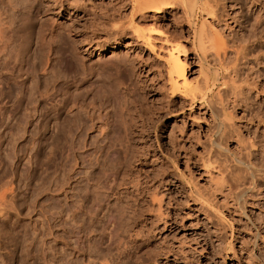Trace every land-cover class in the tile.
Here are the masks:
<instances>
[{"label":"rangeland","instance_id":"374dc122","mask_svg":"<svg viewBox=\"0 0 264 264\" xmlns=\"http://www.w3.org/2000/svg\"><path fill=\"white\" fill-rule=\"evenodd\" d=\"M170 1L174 2L160 0L165 3L159 2L162 6L159 12H155L152 7L133 11L136 0H0V25H3L0 27L3 28L0 78L5 82H0V180L11 179L16 188L12 186L15 196H9L14 202L9 198L11 205L0 211V264H49L59 259L58 254L62 258L59 260L61 264H74L77 256L84 259V264H101L92 247L100 245L101 250L114 240V235L107 236V229L118 228L120 215L131 222L127 224L125 245L122 243L119 249L114 248L111 256H130L132 264H264V175L259 177L264 173V63L253 62L255 68H260L257 69L259 74L253 68V75H250L258 83L259 86L255 84L257 88L248 75L249 67L241 65L244 68L239 71L244 73L239 83L244 86L248 82L245 88L248 86L250 92L247 90L237 104L236 101L231 104L232 100L226 103L231 106L225 104V110L235 108L232 113L229 109L227 112L231 113L235 126L240 128L231 130L232 127H226L232 134L226 135L229 139H224L223 146L227 150L222 149L221 153L216 148L209 155L211 157L218 149L219 153L214 156L222 157V160L211 157L213 163L219 162V166L214 164L217 168L210 163L213 170L212 165L207 168L202 161L205 160L204 153H208L204 150V143L207 142L210 148L209 138L211 141V137H215L213 131L217 118H212L207 103H195L190 107L184 103V96L179 91H171L167 47L162 41L163 37L169 36L170 41L175 39L184 43L186 52L181 53V59H186L188 79L195 81L197 78L198 81L200 68L204 65L203 68L207 69L209 62H212L208 67L213 74H225L227 68L236 63L230 54L231 46H228L229 26L236 24L230 16H238L239 23L250 27L249 21H254L250 8L255 9L252 5L257 2L234 0L235 7L232 8L233 0H209L210 3L201 0L206 3L201 5L207 7L203 12L200 0L193 11L186 0ZM257 1L263 5L262 0ZM248 4L252 5L247 7ZM206 10L214 12L213 16ZM190 13L195 15L190 16ZM219 17L222 21H218ZM206 18L216 28L222 27L219 30L222 34L218 36L223 38L219 41L224 40V44H217L215 35L210 38L212 26L203 23ZM132 25L151 34L153 47L146 46L137 37ZM197 34L202 38L198 36L197 39ZM113 44L116 47L110 48ZM256 46L255 51H264V42ZM103 47L107 50L101 51ZM229 54L233 56L230 57L232 60ZM217 55L218 59L226 61L227 56L231 60L227 59V63H232L233 59L235 63L225 65L221 59L227 67L224 70L222 62H213ZM220 85L216 88L219 89ZM22 94L24 98L20 99ZM234 128L237 132L241 129V137L245 135L249 139L251 133V140L247 141H252L253 145L246 143L247 146L250 144L251 147L246 146L249 149L243 151L246 147L243 142L241 145L237 142ZM239 151L244 158L243 152L248 151L249 157L254 153L256 157H250L254 162L252 165L263 170L257 175L255 187L244 195L246 200L236 197L235 183L234 186L229 184L235 190L234 195L230 194L234 198L228 196L230 199H225V177L229 175L225 170V181L220 179L223 192L218 190L217 198L219 201L223 199L221 203L227 200L228 206H222L218 201L222 207L215 205L211 210V206L202 205L190 197L191 185L187 179L196 178L195 182L212 187L213 181L216 183L217 180L215 177L218 176V180L221 177L218 172L222 168L229 167V163L237 164L233 159L237 161ZM115 166L122 167L123 171L116 174L113 171ZM211 169L216 174L212 183L210 178L214 173L211 174ZM230 177L232 182L235 181ZM205 186L201 185L202 188ZM235 197L240 200L235 201ZM242 201L245 210L235 206ZM109 205L115 209H110ZM205 205L209 208L206 209ZM110 211L117 218L106 224L107 234L100 227L99 233L85 235L83 256L71 250L78 249L67 224L71 215L104 217ZM219 215L226 218L221 221L223 225L218 223ZM220 227L225 229V235ZM220 232L225 237L220 236ZM87 237L92 239L88 240L89 244ZM43 252H47L49 263L45 262ZM70 258L72 261H67Z\"/></svg>","mask_w":264,"mask_h":264},{"label":"bare ground","instance_id":"6f19581e","mask_svg":"<svg viewBox=\"0 0 264 264\" xmlns=\"http://www.w3.org/2000/svg\"><path fill=\"white\" fill-rule=\"evenodd\" d=\"M161 1H163V0H161ZM165 1V0H164ZM176 1V0H175ZM184 1V0H183ZM201 1V0H200ZM204 1H206V0H203V2ZM209 1V0H208ZM207 1V2H208ZM218 1V0H217ZM257 2V4L255 5H252V4H250V5H252L253 7H255V9H253L252 7L250 8V13L252 14L251 16H252V18L254 19V21H249L250 23H251V25L249 24V26L250 27H246V26H244V25H246L245 23H239L238 21V16H233V14H232V16H230L231 18H233V22H235L236 24L233 26V25H230L229 26V28L231 27V29H232V31H231V29H230V32H229V36H230V45H228L229 47L231 46V53L230 54H233V58L235 59V62H234V59H233V62L235 63H229V64H231V65H233V66H231V67H229V68H227V67H225V65H228V63L226 62L227 61V59H229L231 56H230V54H229V58L227 57V56H225L227 59H226V61L224 60V58L222 59V58H220V59H218L217 57L219 56V55H217V56H215L214 58H216L215 60H220V61H216L215 62V60H214V58L213 57H211L210 59H213L212 61L214 62V63H218V62H224V63H226L225 65H224V63L222 64V65H220V66H222V67H224V70H227L226 71V73L225 74H221L222 76H220V77H218L219 75H215V74H213L212 72H211V70L209 69V65H212L211 63L212 62H207L209 65H205L206 67H207V69H205V68H203L204 67V65H202V67L200 68V73L199 74H197V75H200V78H199V76H198V81L195 79V81L193 80H190V79H188V77H187V73H186V59L185 60H183V58L181 59V53H185L186 52V47H185V45H184V43H182V42H180L179 40L178 41H175V39L174 40H172V41H170V39H169V36L168 37H163V39H162V41H163V44H166L165 46L167 47L166 49H167V56H166V63H167V71H168V75H169V80H170V82H171V91L173 92H177V91H179V94H182L183 96H184V103L186 102V103H188V105L190 106V107H193L194 106V104L195 103H201L200 105H202L203 103L205 104V103H207V105H208V108H209V110L211 111V116H213L212 118L214 119V117L215 118H217V121L215 122V123H213V124H215L216 126H215V130H214V127H212L213 128V132H214V136L217 138V139H215V137H214V139H212V134H211V141H210V136L208 137L209 138V142H210V148H209V144H207V142L206 143H204L205 144V146H204V150L205 151H207L208 153H206L205 151V153L204 154H206V155H208V156H206L205 155V157H203L205 160V162L204 161H202L204 164H203V166H206L207 168H210V166L212 165H210V163H213V162H215L214 161V159H212L213 157L214 158H217V157H219V156H217V157H215L216 155L215 154H217V153H219L218 152V149L221 151L222 149L224 150V152H225V150H227V148L225 147V146H223V143H224V139L226 140V135H229V133L231 132L228 128L229 127H232L231 128V130L233 129V127H236V129L238 130V127L240 128V126H235L236 124H235V122H233V117L231 118V113H232V111H233V109L235 110V108H233V106L235 105V104H233L232 105V110L231 109H229L230 111H231V113H228L227 112V110L228 109H226L225 110V104L228 102V101H230V100H232V101H230L231 102V104L232 103H235V101H236V104H237V101L238 100H240V98L242 99L243 98V95H245L244 93H248V92H246L247 90H249V87L247 86V89L245 88V86L246 85H248V82H247V84L245 85L244 84V86L243 85H241L239 82H240V80L242 79V74L244 73V72H242V74L240 73V71L239 70H242L244 67H249V70L248 71H250V74H248L249 75V77H250V75L253 73V68H255V65H253V62L254 61H256V64H258V63H264V54L262 53V52H264L263 51V49L261 50V49H259V50H254L255 49V46L256 45H260V43L262 44L263 42H264V26H262V22L264 23V21H263V19H264V10H263V5H264V2H263V0H262V2L261 3H263V5H261L260 4V2H258L257 0H252V2H251V0H250V3H254V2ZM159 2H160V0H159ZM159 2L157 1V0H136V2L134 3V5L132 6V10L133 11H136V10H143V9H145V8H147V7H152L151 9H153L155 12H159L160 11V5L161 4H163V3H165V2H160L161 4L159 5ZM166 2H169V3H172V2H174V1H167L166 0ZM178 2V1H177ZM189 3V6H190V9L193 11V10H195L194 9V6H196L197 5V7H198V2H199V0H186V3ZM238 2V1H237ZM180 3V2H179ZM183 3V2H182ZM201 3H202V1L200 2V6H202L203 8H204V11L203 12H205V9L207 8V7H204L203 5L204 4H206V3H202L203 5H201ZM209 3H210V1H209ZM167 4V3H166ZM229 4V3H228ZM232 4V5H231ZM230 5L232 6V8H233V6L235 7V4H234V0H233V2L231 3ZM159 5V6H158ZM176 5V4H175ZM181 5V4H180ZM239 5V4H238ZM249 5V4H248ZM250 5L249 6H247V7H250ZM162 6V5H161ZM172 6V5H171ZM231 6H229V8L231 7ZM188 7V6H187ZM201 7V8H202ZM211 8H212V5H211ZM225 9V8H224ZM240 9V8H239ZM38 10V9H37ZM188 10H189V7H188ZM190 10V11H191ZM203 10V9H202ZM235 9H233V13L235 12L234 11ZM236 10H238V9H236ZM207 12H211V10L210 11H208V10H206ZM212 11H213V9H212ZM224 11V10H223ZM195 12V11H194ZM232 12V11H231ZM238 12H240V11H238ZM214 12H211V14L210 13H207L208 15H210V16H213L212 14H213ZM224 13V12H223ZM241 13V12H240ZM249 13V12H248ZM187 14V13H186ZM191 14H194L195 15V13H190V16H191ZM226 14H228L227 13V11H226ZM225 14V15H226ZM230 15V14H229ZM250 15V14H249ZM193 16V15H192ZM223 16V18L225 17L224 16V14L222 15ZM221 16V17H222ZM196 17V16H195ZM218 18V17H217ZM217 18H216V21H217ZM220 18V17H219ZM242 17H240V19H241ZM245 18V17H244ZM226 19V18H225ZM248 19V18H247ZM219 20H221L222 21V18H220V19H218V21ZM195 21V20H194ZM204 22L203 23H208V21H207V18L205 19V20H203ZM220 21V22H221ZM225 22H226V20H224ZM242 21H243V19H242ZM212 22V21H211ZM215 22V21H214ZM225 22H223V23H225ZM247 22V21H246ZM254 22V24H252ZM191 23V22H190ZM203 23H202V28L203 27H205V26H203ZM209 24V23H208ZM233 24V23H232ZM241 24V25H240ZM210 26H212L211 28H212V35H211V37L210 38H212V36H214L215 35V37H217L218 38V41H217V44L219 43V42H221V40L223 39V38H221V40L219 41V36L218 35H220V34H222V33H220L219 34V30L222 28H216L215 26H213V24L212 23H210L209 24ZM217 25V24H216ZM221 26H222V24H220ZM229 25V24H228ZM264 25V24H263ZM218 26V25H217ZM225 26H226V24H225ZM225 26H223V29L225 28ZM238 26V27H237ZM0 27H3V25L1 26L0 25ZM208 27V26H207ZM237 27V28H236ZM131 28H133V30H134V33H136V35H137V37L138 38H140V40H142L143 41V43L146 45V46H150V47H153L152 46V37L150 36L151 34H149V32H148V34L147 33H145L141 28H139L138 26L136 27L135 25H132L131 26ZM228 28V29H229ZM7 29V28H6ZM227 29V30H228ZM1 30V29H0ZM2 30H3V28H2ZM2 30L0 31L1 33V35H0V39H1V37H3L2 36ZM8 30V29H7ZM205 31H208V30H205ZM221 31V30H220ZM203 32V31H202ZM210 32V31H209ZM217 32V33H216ZM198 33V32H197ZM208 33V32H207ZM205 33H203V35H204ZM223 34H225V33H223ZM195 35V34H194ZM201 34H197V39H198V36L200 37V38H202L201 36H200ZM209 35V34H208ZM173 36V35H172ZM176 36V35H175ZM206 36V35H205ZM204 36V37H205ZM228 36V37H229ZM7 38V37H6ZM206 38H208V37H206ZM210 38H208V39H210ZM177 39V38H176ZM213 39H214V37H213ZM2 40V39H1ZM200 40V39H199ZM211 41H212V39H210ZM5 41H6V39H5ZM174 41V42H173ZM198 41V40H197ZM208 41V40H207ZM229 41V40H228ZM202 42V41H201ZM223 42H224V40H223ZM223 42H221V44H224ZM198 43V42H197ZM227 43V42H226ZM4 44H5V42H4ZM227 44H229V43H227ZM203 45V44H202ZM201 45V46H202ZM211 45V44H210ZM200 46V45H199ZM225 46V45H224ZM262 47H263V45H261ZM116 47V44H113V45H111L110 46V48H115ZM5 48V47H4ZM210 48V47H209ZM225 48V47H224ZM256 48H257V46H256ZM259 48V47H258ZM257 48V49H258ZM107 50V48H105V47H103V48H101V51H106ZM225 50V49H224ZM230 51V50H229ZM213 53H215V52H213ZM224 53V52H223ZM217 54H219L218 52H217ZM214 55V54H213ZM228 55V54H227ZM224 55H222V57H223ZM203 58H204V56H203ZM206 59V58H205ZM209 59V58H208ZM209 59V60H210ZM221 59H222V61H221ZM231 59V58H230ZM229 59V60H230ZM244 60V62H243V60ZM7 60V59H6ZM207 60V59H206ZM232 60V59H231ZM231 60H230V62H231ZM241 60V61H240ZM237 62L239 63V67L237 66ZM9 63V62H8ZM206 63V64H207ZM5 64V63H4ZM7 64V63H6ZM201 64V63H200ZM203 64V63H202ZM221 64V63H220ZM242 64H244L243 66L244 67H242L241 65ZM245 64L247 65V66H245ZM214 65H216V64H214ZM263 65V64H262ZM217 66V65H216ZM215 66V67H216ZM240 66L242 67V68H240ZM218 67V66H217ZM6 68V67H5ZM22 68V67H21ZM211 68V67H210ZM212 68H214V67H212ZM211 68V69H212ZM227 68V69H226ZM240 68V69H239ZM13 69V68H12ZM215 69V68H214ZM256 70L255 71H258L260 68H255ZM258 69V70H257ZM1 70V69H0ZM4 70V69H3ZM10 70V69H9ZM213 71H216V69L215 70H213ZM219 71V70H218ZM14 72H16V71H14ZM4 73V72H3ZM2 74V73H1ZM19 74V73H18ZM218 74V73H217ZM247 74V72L245 73V75ZM254 74H256L255 72H254ZM258 74H259V71H258ZM9 75V74H8ZM7 75V76H8ZM16 75V74H15ZM245 75H243V76H245ZM253 75V74H252ZM262 75H264V74H262ZM257 76V75H256ZM260 76V75H259ZM1 77V76H0ZM8 78V77H7ZM6 78V79H7ZM251 78V80H252V77H250ZM1 79H3V78H0V80ZM20 79V78H19ZM253 79H255V80H257V78L256 77H254ZM259 79V78H258ZM5 80V79H4ZM244 80V79H243ZM246 80V79H245ZM247 80H248V78H247ZM12 81V80H11ZM242 81V80H241ZM253 81V80H252ZM252 81H251V83H252ZM0 82H4L3 80H1ZM6 82H8V81H6ZM254 82V81H253ZM5 83V82H4ZM16 83V82H15ZM20 83V82H19ZM249 83H250V80H249ZM7 84V83H6ZM218 84H221L220 86V88L218 89V88H216V87H218ZM243 84V83H242ZM255 84H257L258 85V83H255L254 82V85ZM264 84V83H263ZM1 85V84H0ZM250 85V84H249ZM251 85H253V84H251ZM259 86V85H258ZM8 87V86H7ZM254 87V86H253ZM252 87V88H253ZM255 87H256V85H255ZM262 87V86H261ZM260 87V88H261ZM15 88V87H14ZM215 88L217 89V91H214L215 90ZM257 88V87H256ZM259 88V87H258ZM246 89V90H245ZM250 89H251V86H250ZM263 89V88H262ZM262 89H258L259 91H262ZM245 90V91H244ZM257 90V91H258ZM264 90V89H263ZM22 91V90H21ZM256 91V90H255ZM258 91V92H259ZM3 92V91H2ZM249 92H250V90H249ZM5 93V92H4ZM257 93V92H256ZM173 94V93H172ZM254 94H255V92H254ZM253 94V95H254ZM25 95H26V93H25ZM248 95V94H247ZM259 95V94H258ZM257 95V96H258ZM6 96V95H5ZM49 96V95H48ZM47 96V97H48ZM11 97V96H10ZM21 98L20 99H22V98H24V94H22V96H20ZM27 97V96H26ZM31 97V96H30ZM247 98H249V96H247ZM19 99V100H20ZM28 99H30L29 97H28ZM34 99V98H33ZM261 99H262V96H261ZM182 100V99H181ZM251 100H252V97H251ZM263 100V99H262ZM261 100V103L263 102ZM243 101V100H242ZM247 101V100H246ZM257 101V100H256ZM239 102V101H238ZM258 102H260V101H258ZM30 103V102H29ZM33 103V102H32ZM257 103V102H256ZM231 104L229 105V106H231ZM239 104V103H238ZM263 104V103H262ZM197 105H199V104H197ZM227 105V104H226ZM227 105V106H228ZM247 105V104H246ZM205 106V105H204ZM260 106V105H259ZM207 107V106H206ZM236 107V106H235ZM248 107V106H247ZM250 107V106H249ZM227 108V107H226ZM206 109V108H205ZM254 110V109H253ZM263 110V109H262ZM229 111V112H230ZM243 112V111H242ZM234 113V115L236 114L235 113V111L233 112ZM3 114V113H2ZM45 114V113H44ZM243 114H244V112H243ZM80 116V115H79ZM220 117V119H218ZM236 117V116H235ZM234 117V118H235ZM1 118V117H0ZM79 118V117H78ZM238 118V117H237ZM247 118V117H246ZM257 118V117H256ZM75 119V118H74ZM80 119V118H79ZM240 119H241V117H240ZM5 120V119H4ZM216 120V119H215ZM214 120V121H215ZM236 120V119H235ZM264 120V119H263ZM71 122V121H70ZM240 123V122H239ZM238 123V124H239ZM11 124V123H10ZM250 125V124H249ZM248 125V126H249ZM214 126V125H213ZM242 126H244V125H242ZM226 127H228L227 129H226ZM264 127V126H263ZM71 128V127H70ZM76 128V127H75ZM126 128V127H125ZM256 128V127H255ZM248 129V128H247ZM252 129V128H251ZM241 129H239V131H240ZM255 130V129H254ZM127 131V130H126ZM133 131V130H132ZM234 131H235V128H234ZM233 131V132H234ZM239 131L237 132V131H235V134H237V138L238 139H236L237 140V142L238 143H240L239 145H241V143L243 142V147L245 146H247V137L244 135V137H246V140H244L245 138L244 137H241V135L239 134ZM253 131V130H252ZM212 132V133H213ZM237 132V133H236ZM246 132V131H245ZM254 132V131H253ZM256 132V131H255ZM254 132V133H255ZM263 132V131H262ZM240 133H242V132H240ZM231 134V133H230ZM253 134V133H252ZM257 134V133H256ZM255 134V135H256ZM259 134V133H258ZM61 135V134H60ZM232 135V134H231ZM242 135H243V133H242ZM254 135V136H255ZM105 136V135H104ZM233 136H234V133H233ZM250 136H251V133H250ZM250 136H249V139L248 140H251L250 139ZM232 137V136H231ZM253 137V136H252ZM257 137V136H256ZM255 137V138H256ZM259 137H261V136H259ZM244 138V139H243ZM254 138V139H255ZM264 138V137H263ZM262 138V139H263ZM205 139V138H204ZM227 139H229V136H228V138ZM231 139V138H230ZM233 139H234V137H233ZM128 140V139H127ZM200 140V139H199ZM235 140V139H234ZM239 140V141H238ZM257 140V139H256ZM264 140V139H263ZM102 141V140H101ZM100 141V142H101ZM254 141V140H253ZM258 141H259V138H258ZM202 142H203V140H202ZM201 142V143H202ZM250 142V144L252 143V141H249ZM248 142V143H249ZM255 142H257V141H255ZM227 143V142H226ZM237 143V144H238ZM246 145H245V144ZM258 143H260V141L258 142ZM203 144V143H202ZM203 144V145H204ZM250 144H249V146H250ZM256 144V143H255ZM264 144V143H263ZM202 145V146H203ZM206 145L208 146V148L206 147ZM226 145V144H225ZM228 145V144H227ZM226 145V146H227ZM252 145H253V143H252ZM249 146H247V147H249ZM125 147V146H124ZM128 147V146H127ZM206 147V148H205ZM240 147V149H241V147L242 146H239ZM243 148V151H244V149H249V148ZM251 147V146H250ZM253 147H255V146H253ZM143 148V147H142ZM216 148H218L216 151H217V153H215L214 155H212L211 157L209 156L210 155V153H212V151H214ZM238 148V147H237ZM107 149V148H106ZM208 149V150H207ZM229 149V148H228ZM239 149V150H240ZM253 149V148H252ZM127 150V149H126ZM245 150V151H246ZM231 151V150H230ZM237 151V150H236ZM242 151V152H243ZM253 151V150H252ZM255 151V150H254ZM258 150H256V152H257ZM260 151V150H259ZM258 151V152H259ZM139 152V151H138ZM223 151H221V153H222ZM250 152V151H249ZM255 152V153H256ZM232 153V152H231ZM240 151H239V153H237L238 155H240ZM246 153V154H245ZM243 152V156H246V158H244V157H242L241 155H242V153H241V155L239 156V158H237V161H236V159H233V162L235 161V163H237V164H235V166H233L234 165V163H229V164H227V165H229V167H227V165H226V167H225V165H223L226 169H223V172H222V169H221V167H220V169H221V171H220V169L218 168V170L220 171V172H218V173H220V178H219V180H218V176H216V174L212 171V169L214 170V166H216V165H214V164H219V162H217L218 160H216V162L217 163H213V167H212V169H211V171H212V173L211 172H209L210 171V169H208L209 171H208V174H213L214 173V175H213V177L212 178H210V182L212 183V180H215V178H217V180H216V183H214V181H213V183L212 184H214V185H212V187H213V189H210V188H212V187H210V186H208V184L206 185V186H208V187H210L209 188V190H208V188L205 186V185H203V183H198V182H195V179L193 180V178L192 179H187V183L188 184H190L191 185V192H192V196H190L191 198H193L195 201H199V202H201L202 203V205H204V204H206V205H208L209 207L211 206L212 208H211V210L213 209L214 210V206L216 205H219V202L221 203V201L223 200V199H221L220 201L218 200V198H217V191L219 190L220 191V193L221 192H223L222 191V188L224 187L223 185H221V183L222 182H220L221 180L223 181H225V179H226V181H225V184L227 183L228 184V186L226 187V185H225V189H226V192H223L224 194H226L225 195V197H223V198H225V199H227V197L229 196L230 198L231 197H233L234 198V188H236L237 189V191H236V197H238V198H243L244 197V195H246L247 193H249L250 192V190L253 188V187H255V185H256V178H258V176L257 175H259L262 171H260L259 169H256L253 165H252V163H254V162H252L251 161V156L252 155H254V153H250L251 154V156L249 157V153H248V151L247 152ZM203 154V155H204ZM226 154H228V152L226 153ZM226 154H224V155H226ZM233 154V153H232ZM248 154V155H247ZM104 155V154H103ZM125 155V154H124ZM136 155V154H135ZM134 155V156H135ZM223 155V156H224ZM230 156V155H229ZM255 156V155H254ZM98 157V156H97ZM133 157V156H132ZM144 157V156H143ZM211 159H210V158ZM225 157V156H224ZM223 157V158H224ZM233 157V156H232ZM250 158V160H249V158ZM256 157V156H255ZM255 157H253V158H255ZM108 158V157H107ZM203 158H202V160H203ZM219 158H221V160H222V157H219ZM225 158H228V156L227 157H225ZM230 158H231V156H230ZM235 158V157H234ZM253 158H252V160H253ZM218 159V158H217ZM246 159L249 161V162H247L246 161ZM19 160V159H18ZM108 160V159H107ZM210 160H212V161H210ZM220 160V161H221ZM231 160V159H230ZM229 160V161H230ZM125 161V160H124ZM127 161V160H126ZM226 161H228L227 159H226ZM86 162V161H85ZM138 162V161H137ZM225 162V161H224ZM106 163V162H105ZM127 163V162H126ZM222 164V163H221ZM74 165H76V164H74ZM105 165V164H104ZM123 165V164H122ZM128 165H130V164H128ZM233 167H232V166ZM4 166V165H3ZM121 166V165H120ZM219 166V165H218ZM218 166H216V168L218 167ZM5 167V166H4ZM3 167V168H4ZM75 167V166H74ZM87 167V166H86ZM115 167H116V169H115ZM114 167V172H116V174H118V173H120V171L122 172L123 171V168L122 167H119V166H115ZM129 167V166H128ZM205 167V168H206ZM2 168V169H3ZM10 168V167H9ZM207 168H206V170H207ZM215 168V169H216ZM264 168V167H263ZM75 169H78V168H75ZM122 169V170H121ZM261 169V168H260ZM5 170V169H4ZM107 170V169H106ZM224 170L225 171H228L229 172V175L230 176H232V178L235 180V181H233L232 182V180L231 179H229V178H231L228 174V176H229V178H228V176H224L223 174H225V172H224ZM2 172H3V170H1ZM6 171V170H5ZM130 171V170H129ZM7 172V171H6ZM111 172H112V170H111ZM114 172H113V174H114ZM126 172V171H125ZM207 172V171H206ZM227 172V173H228ZM4 173V172H3ZM76 173H77V171H76ZM105 173H106V171H105ZM2 174V173H1ZM9 174V173H8ZM15 174V173H14ZM116 174H114V175H116ZM5 175H6V173H5ZM4 175V176H5ZM10 175V174H9ZM32 175V174H31ZM93 175V174H92ZM123 175V174H122ZM219 175V174H218ZM223 175V176H222ZM226 175V174H225ZM262 175H264V173H261V175H259V177L261 176V178H262ZM1 176V175H0ZM7 176V175H6ZM101 176V175H100ZM214 176H216L215 178H214ZM8 177V176H7ZM15 177V176H14ZM104 177V176H103ZM102 177V178H103ZM118 176H116V178H117ZM209 177H211V176H209ZM224 177H225V179H224ZM1 178H2V176H1ZM13 178V177H12ZM96 178V177H95ZM191 178V177H190ZM15 179V178H14ZM221 179V180H220ZM228 179V180H227ZM264 179V178H263ZM98 180H100V179H98ZM122 180V179H121ZM134 180V179H133ZM197 180V179H196ZM229 180H231V182H228ZM258 180V179H257ZM101 181H102V179H101ZM125 181V180H124ZM259 181V180H258ZM257 181V182H258ZM15 182V181H14ZM120 182H122V181H120ZM127 182V181H126ZM129 182V181H128ZM142 182V181H141ZM209 182V181H208ZM209 182V184H211ZM12 180L11 179H5L4 181L2 180H0V211H2V210H5V208L8 206V205H11V204H9V198H11L13 195H14V189L12 188V186H14L15 184H13L12 185ZM186 183V184H187ZM233 183H235L236 184V186L237 187H235L234 186V184ZM261 183V182H260ZM264 183V182H263ZM118 184V183H117ZM131 184V183H130ZM202 185V187L203 186H205L206 187V189L204 190V188H202L201 187V185ZM223 184V183H222ZM229 184H232L233 186H234V188H233V186H231L230 187V185ZM101 185V184H100ZM132 185V184H131ZM138 185V184H137ZM258 185V184H257ZM260 185V184H259ZM258 185V186H259ZM98 186V185H97ZM134 186H136V185H134ZM220 186H222L221 188H220ZM258 186H257V188H258ZM118 187V186H117ZM145 187V186H144ZM261 187V186H260ZM14 188H15V186H14ZM190 188V187H189ZM256 188V189H257ZM262 188H264V187H262ZM13 189V190H12ZM16 189V188H15ZM98 189V188H97ZM100 189V188H99ZM98 189V190H99ZM114 189V188H113ZM156 189V188H155ZM258 190V189H257ZM256 190V191H257ZM13 191V192H12ZM225 191V190H224ZM254 191H255V189H254ZM10 192H12L10 195H9V193ZM104 192V191H103ZM264 192V191H263ZM222 193V194H223ZM233 194L232 196L230 195V194ZM152 195H153V193H151ZM188 194H190V193H188ZM251 194V193H250ZM252 194H253V192H252ZM259 194V193H258ZM12 195V196H11ZM155 195V194H154ZM153 195V196H154ZM248 195V194H247ZM257 195V194H256ZM9 196H11V197H9ZM15 196V195H14ZM152 197V196H151ZM156 197V196H155ZM219 197V196H218ZM235 197V198H236ZM13 198V197H12ZM11 198V199H12ZM229 198V199H230ZM154 199H156V198H154ZM224 199V200H225ZM229 199H227V200H229ZM243 199H245L246 200V198H243ZM13 200V199H12ZM116 200V199H115ZM227 200L226 201H224V203H221L222 204V206H224V204H226L227 205ZM237 200H240V199H235V201H237ZM244 200V201H245ZM219 201V202H218ZM13 202H14V200H13ZM116 202V201H115ZM198 202V203H199ZM223 202V201H222ZM227 202V203H226ZM233 202H234V200H233ZM232 202V203H233ZM238 202V201H237ZM236 202V203H237ZM241 202V201H240ZM237 203V205H235V206H239L238 208H245L244 207V202L243 203ZM11 203V202H10ZM117 203V202H116ZM120 203V202H119ZM218 203V204H217ZM231 203V204H232ZM246 203V202H245ZM13 204V203H12ZM230 204V203H229ZM234 204V203H233ZM117 205V204H116ZM115 205V206H116ZM118 205H120V204H118ZM206 205H205V208L207 209V208H209V207H206ZM105 206V205H104ZM103 206V207H104ZM110 206V205H109ZM220 206V205H219ZM222 206H220V207H222ZM228 206V205H227ZM234 206V205H233ZM82 207V206H81ZM81 207H79V208H81ZM106 207V206H105ZM104 207V208H105ZM103 208V209H104ZM109 208V207H108ZM111 208H114L115 209V207L114 206H110V209ZM217 208H219V207H216V210L218 211V209ZM228 208H230V207H228ZM109 209V210H110ZM206 209H204L203 211H205L206 212ZM222 209V208H221ZM106 210V209H105ZM108 210V209H107ZM108 210V211H109ZM209 210V209H208ZM207 210V211H208ZM216 210H215V212H216ZM229 210V209H228ZM243 210H245V209H243ZM202 211V210H201ZM220 211L221 210H219L218 211V213H220ZM230 211V210H229ZM106 212V211H105ZM111 212V211H110ZM116 212V211H115ZM126 212V211H125ZM212 212V216H213V214H214V216H215V213H213V211H210L209 210V213H211ZM237 212H238V209H237ZM241 212V211H240ZM246 211H244L243 212V214L245 213ZM79 213V212H78ZM114 213V212H113ZM113 213L111 212V213H109V212H107L106 214H105V216L104 217H98L97 215H90V214H86V215H79V214H74V215H71V218H70V220L68 219V226H69V228L72 230V232H73V237L75 238L74 239V244L76 245V247L78 248V249H71V250H75V252H78L79 253V255H81V256H83V254H84V252H85V250L84 251H82L83 249H85L84 248V240H83V238H84V236L86 235V236H88L90 233H94V232H97V233H99L100 231H99V228L101 227V229L102 230H105L104 232L106 233V231L107 230H109V232H107L106 234H107V236H113L114 238V240L110 243V244H108L107 246H105V248H102L101 250L99 249V248H101L100 247V245H93V249H95V251H97V255H98V258L97 259H99L100 260V263L101 264H132V262H131V259L128 257V258H124L123 256H116V257H114V256H111V251L115 248V249H119V247L121 246V244L123 243V240H124V238L126 237V231L128 232V229H127V224H129L131 221H129V220H127L123 215H120V221H119V224H118V228L117 229H107V227H106V224L108 223V222H110V223H112L113 221L115 222V218H117V217H115L114 215H113ZM129 213V212H128ZM218 213L216 214V215H218ZM242 213V212H241ZM240 213V214H241ZM132 214V213H131ZM163 214V213H162ZM224 214V213H223ZM226 214V213H225ZM209 215V214H208ZM211 215V214H210ZM130 216V215H129ZM211 216V217H212ZM222 216V215H221ZM220 215H219V217H218V223H220L221 221H222V217H221ZM132 217V216H131ZM135 217V216H134ZM208 217V216H207ZM210 218V217H209ZM235 218V217H234ZM248 218V217H247ZM133 219V218H132ZM216 219H217V217H216ZM215 218H214V220H216ZM226 219V218H225ZM225 219H223V221H225ZM135 219H133V221H134ZM139 220V219H138ZM229 220V219H228ZM69 221H70V224H69ZM210 221H213L212 219L210 220ZM222 221V222H223ZM136 222V221H135ZM134 222V223H135ZM214 222V221H213ZM216 222V221H215ZM214 222V223H215ZM221 222V224L223 225L224 223H222ZM217 223V224H218ZM227 223V222H226ZM245 224V223H244ZM108 225V224H107ZM110 225V224H109ZM215 225V224H214ZM213 225V226H214ZM222 225H218V226H222ZM231 225H233V224H231ZM216 226V225H215ZM218 226H217V228H218ZM228 226V225H227ZM228 227H230V226H228ZM260 227V226H259ZM214 228V227H213ZM220 228H222V229H220ZM219 229L220 230H223V227H220ZM224 228H226V226H224ZM107 229V230H106ZM69 230V229H68ZM101 230V231H102ZM214 230V229H213ZM219 230V231H220ZM225 230V229H224ZM224 230L222 231L223 233H224ZM262 230V229H261ZM99 231V232H98ZM216 232V231H215ZM226 232V231H225ZM103 233V232H102ZM144 233H146V232H144ZM231 233H232V231H231ZM253 233V232H252ZM94 234H96V233H94ZM94 234H93V236H94ZM101 234V233H100ZM99 234V235H100ZM257 234V233H256ZM259 234V233H258ZM136 235L137 234H135V237H136ZM221 235H223L221 232H220V236ZM224 235H225V233H224ZM223 235V236H224ZM254 235V234H253ZM230 237H231V234L229 235ZM254 236H256V235H254ZM137 237H139V236H137ZM142 237V236H141ZM211 237V236H210ZM225 237V236H224ZM261 237V236H260ZM259 237V238H260ZM263 237V236H262ZM86 238V237H85ZM98 238V237H97ZM97 238H96V240H97ZM209 238V237H208ZM222 238V237H221ZM257 238V237H256ZM110 239H112V237H110ZM223 239V238H222ZM229 239V238H228ZM86 240V239H85ZM89 240V237H87V241ZM92 239H90L89 241H91ZM93 240H95V238L93 239ZM100 240V239H99ZM105 240V239H104ZM126 240V239H125ZM136 240V239H135ZM256 240V239H255ZM89 241H88V244H89ZM107 241V240H106ZM230 241H231V238H230ZM86 242V241H85ZM98 242V241H97ZM96 242V243H97ZM110 242V241H109ZM93 243H94V241H93ZM99 243H100V241H99ZM98 243V244H99ZM103 243V242H102ZM126 243V242H125ZM87 244V243H86ZM92 244V243H91ZM90 244V245H91ZM124 244V243H123ZM89 245V246H90ZM103 245V244H102ZM125 245V244H124ZM98 246H99V248H98ZM257 246H259V245H257ZM174 247V246H173ZM46 248V247H45ZM48 248V247H47ZM70 248V247H69ZM87 248H88V246H87ZM87 248H86V250H87ZM90 248V247H89ZM175 249V251H176V248H174ZM173 249V250H174ZM132 250V249H131ZM172 250V249H171ZM170 250V251H171ZM39 252V251H38ZM42 252V251H41ZM44 253V255H43V257H44V260H45V262L47 263L48 262V259L46 258L47 257V252L45 253V252H43ZM95 253V252H94ZM125 254V253H124ZM32 255V254H31ZM37 255V254H36ZM42 255V254H41ZM40 255V256H41ZM63 255V254H62ZM117 255H119V254H117ZM176 255V254H175ZM34 256V255H33ZM58 257H59V259H55V260H53L52 262H54V263H52V262H48L49 264H61L60 263V261H61V257L59 256V254L57 255ZM65 256V255H64ZM123 257V258H122ZM64 258V257H63ZM94 258V257H93ZM35 259V258H34ZM71 259V258H70ZM67 260V261H72V259L71 260ZM60 260V261H59ZM88 260V259H87ZM135 260V259H134ZM89 261H90V259H89ZM88 261V262H89ZM137 261V260H136ZM43 264V263H42ZM68 264V263H67ZM70 264V263H69ZM72 264V263H71ZM74 264H84V259L82 258V257H80L79 258V256H77L76 257V260H75V262H74Z\"/></svg>","mask_w":264,"mask_h":264}]
</instances>
